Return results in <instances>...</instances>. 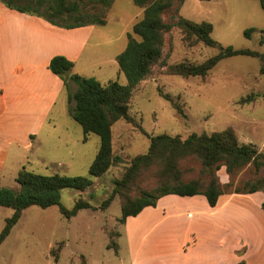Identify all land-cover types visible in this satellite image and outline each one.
<instances>
[{
    "label": "rangeland",
    "instance_id": "374dc122",
    "mask_svg": "<svg viewBox=\"0 0 264 264\" xmlns=\"http://www.w3.org/2000/svg\"><path fill=\"white\" fill-rule=\"evenodd\" d=\"M78 1L87 9L98 10L91 0ZM144 10L134 0H114L106 11V24L85 25L93 26V32L76 70L104 84L109 81L127 84L116 56L126 48L128 33H133ZM179 16L211 22L214 25L212 36L224 47L264 53V9L259 0H173L166 19L175 22ZM247 29H253L250 37L245 34ZM219 52V48L202 42L189 43L178 26L167 33L162 58L133 91L129 108L131 119H121L113 125V153L120 159L100 177L90 174L100 137L91 134L84 140L83 127L71 115L67 88L50 116V123L28 150L15 145L7 150L0 145V154L8 151L6 157L0 158V187L19 189L16 179L23 169L45 175L84 176L93 181L85 190L62 189L61 202L68 209L78 201L92 205L71 218L66 217L58 205L47 208L33 205L25 209L10 235L0 244V264H133L131 236L120 222L121 197H136L158 187L160 166L155 163L141 169L126 186H120L117 181L124 178L134 157L148 152L152 136L168 134L186 139L193 133L212 134L231 127L241 143L254 144L263 152L264 74L260 57H226L204 78L184 77L168 71L171 64H199ZM70 84L71 90H76L77 85L73 81ZM178 168L184 181L210 179L201 160L195 156L182 159ZM216 175L224 191H247L264 176V167L258 170L248 165L230 175L222 166ZM109 198L111 202L105 206ZM251 199L246 210L241 209L236 200V215L257 221L259 226L252 224L251 229L264 231V214H260L263 204H259V208L255 206L264 200V192L254 194ZM13 212L12 208L0 206V233ZM162 227L154 229L155 233ZM240 229L239 219H236L232 229L236 245L241 241L243 229ZM150 230L151 227L143 229L137 238L144 255L152 245ZM260 238L263 248L264 237ZM251 253L250 250L248 254Z\"/></svg>",
    "mask_w": 264,
    "mask_h": 264
},
{
    "label": "trees",
    "instance_id": "16d2710c",
    "mask_svg": "<svg viewBox=\"0 0 264 264\" xmlns=\"http://www.w3.org/2000/svg\"><path fill=\"white\" fill-rule=\"evenodd\" d=\"M0 1L11 9L42 17L54 25L65 28L106 24V11L114 2V0H91L95 8L98 7L97 11H93L87 9L78 0ZM259 1L264 9V0ZM134 2L137 6L145 8L144 16L134 25L133 33H128V44L116 57L128 79L127 84L118 81L104 84L94 77H84L79 73L69 76L67 70L73 71L74 62L63 55L53 57L49 65L51 71L64 81L70 92L71 115L83 127L84 140L87 141L91 134L100 137V147L90 167V174L95 177L105 174L112 164L120 159L113 153V125L121 119H131L129 108L133 91L159 63L164 53L166 35L174 26L181 28L185 40L189 43L202 42L206 46L219 48L220 52L199 64L188 62L171 64L168 67L171 74L204 78L222 59L236 55L260 57L263 62L261 73L264 74V53L248 48L224 47L212 36L214 25L211 22H196L183 16H179L175 22L167 20L166 15L173 6V0H134ZM179 7L178 5L176 8L177 12ZM252 30L247 29L245 34L250 37ZM70 81L77 85L76 90H71ZM188 156H195L201 160L204 172L210 176L208 181L182 180L178 165ZM155 163L160 166L158 175L160 184L154 190L143 191L136 197H121L122 224L130 216H137L144 208L155 206L158 199L171 194L204 195L211 206H216L222 194L231 193L222 189L216 171L225 166L227 172L232 175L248 165H253L259 170L264 167V151L260 152L254 144L241 143L231 127L212 134L193 133L186 139L160 134L151 137L147 153L131 160L124 178L117 181V184L126 186L141 169ZM16 180L19 189L0 187V206L14 210L0 233V244L10 235L13 227L22 217L23 211L30 206L47 208L58 205L68 218L77 215L82 209L92 208L87 201H78L72 209H68L61 202L62 189L85 190L93 183L88 177L45 175L23 169ZM258 191L264 192V176L254 182L247 191L237 190L234 193L248 194ZM109 202L111 198L107 199L104 205L108 206ZM118 247L117 243V250Z\"/></svg>",
    "mask_w": 264,
    "mask_h": 264
},
{
    "label": "crops",
    "instance_id": "0c3cea01",
    "mask_svg": "<svg viewBox=\"0 0 264 264\" xmlns=\"http://www.w3.org/2000/svg\"><path fill=\"white\" fill-rule=\"evenodd\" d=\"M92 32L93 26L63 28L0 1L1 146L7 150L14 145L24 150L32 146L66 90L64 81L49 68L51 59L63 55L74 62L73 73H79L76 67ZM258 192L224 193L214 207L204 195L171 194L158 199L155 206L144 208L123 224L131 236L133 264H264V247H260L264 231L251 229L258 222L237 216L235 207L238 200L246 210L248 200ZM236 219L243 229L237 245L232 231ZM161 225L156 234L154 229ZM148 227L152 245L144 255L137 238ZM155 249L160 250L156 253Z\"/></svg>",
    "mask_w": 264,
    "mask_h": 264
},
{
    "label": "water",
    "instance_id": "95a60500",
    "mask_svg": "<svg viewBox=\"0 0 264 264\" xmlns=\"http://www.w3.org/2000/svg\"><path fill=\"white\" fill-rule=\"evenodd\" d=\"M72 74H73V71L67 70V75L72 76Z\"/></svg>",
    "mask_w": 264,
    "mask_h": 264
}]
</instances>
